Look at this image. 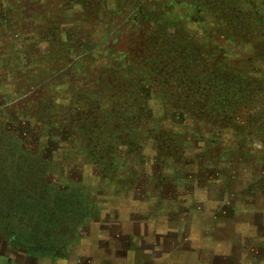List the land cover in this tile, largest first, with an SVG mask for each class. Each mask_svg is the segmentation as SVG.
Instances as JSON below:
<instances>
[{
  "label": "rangeland",
  "instance_id": "obj_1",
  "mask_svg": "<svg viewBox=\"0 0 264 264\" xmlns=\"http://www.w3.org/2000/svg\"><path fill=\"white\" fill-rule=\"evenodd\" d=\"M225 150L239 154L238 172L251 163V185L264 192V0H0V264L13 246L26 248L15 256L26 264H104L107 244L120 264H149L141 232L155 226L156 264H187L181 238L194 233L181 237L178 226L173 240L150 201L168 184L167 197L183 203L162 209L185 220L191 190L209 180L203 158ZM149 159L160 176L152 168L136 184L123 173ZM225 167L211 180L222 183ZM13 172L39 180L5 181ZM27 186L42 190L36 205L61 199L67 216L73 204V219H17L10 202ZM229 220L218 219L226 259L237 240ZM249 221L247 248L257 233Z\"/></svg>",
  "mask_w": 264,
  "mask_h": 264
},
{
  "label": "crops",
  "instance_id": "obj_2",
  "mask_svg": "<svg viewBox=\"0 0 264 264\" xmlns=\"http://www.w3.org/2000/svg\"><path fill=\"white\" fill-rule=\"evenodd\" d=\"M225 155V156H224ZM224 157H226L224 159ZM211 161V168L207 170V186L205 190H200L198 188H193L191 190V194L189 198V202L187 203L188 212L186 214L187 217H185V220L179 219L177 220L175 214L173 213V216L170 215V213L165 214L163 209L164 207L168 208L169 206H172L171 203H173L172 198L167 197V193L171 194V189L168 184H162L161 188L163 190L162 198L160 200L153 199L151 202V205L155 207V210L159 212V216L164 215L166 217V226H163L165 228V231L169 234V236L172 237V239H175V234H177L176 229L178 226L182 227L183 230H181L179 234H181V237H185L186 234L194 233L193 236H195V241L191 239L189 243L187 244V240L184 238H181L184 240V246H189V250L186 252L185 255H187V264H264V192L257 191L259 187L258 182L255 181V185H251V178H250V172H251V163H249V168H247L245 171L238 172L239 166H237V162L240 161L239 154L234 153L232 151H224V152H218L216 154H213V156H207L203 158ZM225 163L226 167L228 168L223 170V181L218 182L216 180H211L212 178L216 179L220 172L218 173V163ZM243 161H240V164H242ZM199 167L204 168L205 164L198 161ZM154 162L149 159V162L147 161V169L146 165H142L141 163L137 162L135 168H131L130 166L123 167V173L126 171H130V173H133L135 175V181L136 184H144L146 182V175L149 173V169L152 170L154 166ZM228 165V166H227ZM237 166V167H236ZM162 171V167H160L158 164L153 168L151 171L153 174L155 173L156 176H160ZM200 172V171H199ZM173 178L170 174L167 178ZM176 179V178H174ZM179 181V179H176L174 181ZM245 182V185H247L246 193L238 194L235 191H238L242 188L243 183ZM242 183V184H241ZM199 184L201 183V180H199ZM180 185H183V182H180ZM198 185V184H197ZM175 187V183L171 188ZM182 187V186H181ZM183 188V187H182ZM195 189V190H194ZM195 191L194 194H192ZM203 191V192H202ZM165 192V195H164ZM201 194L200 199L197 198L198 194ZM168 194V195H169ZM257 196V197H256ZM257 198H260L261 202V208L262 210H255ZM199 202V206L201 207V216L197 218V220H193L194 217L193 209H191V206L194 207L196 203ZM175 208L182 207L183 200L174 202ZM173 203V205H174ZM234 203H236L234 205ZM89 205V204H88ZM148 205V204H147ZM191 205V206H190ZM244 205H247L249 208H251V205H253L251 210L253 213L251 216H248L247 219H244L242 215L243 209L246 207ZM233 206L232 208V214L231 216L228 215H220L219 207L226 208ZM198 211V210H197ZM259 215V216H258ZM258 216V218H257ZM230 217V218H229ZM153 218V222H155L158 226V224L161 222V220L158 217H149V221H151ZM248 218H251V222L248 220ZM103 219H109L106 216H103ZM199 219V221H198ZM218 219H225L227 221L228 219H231L232 223V237L236 238V241L230 242L232 243L229 247V253L231 256H229V259H226L223 257L222 252V246H224V240H221V238L218 236L219 232V221ZM253 223L254 229H256L257 233L255 235V238H251V246L249 248L245 247V242L243 241V238H247L246 234V228L249 224ZM243 223L247 226H243ZM257 223V224H256ZM194 226H193V225ZM148 225V224H147ZM197 229V230H196ZM249 230V228H248ZM150 232H141L142 235L145 233V239H150V241L143 242V251L146 253L149 252V258L151 257V261H149V264H156L155 257H157V254H155L154 249H159V243H156L158 231L155 228L152 227V230H149ZM244 231V232H242ZM250 235V234H249ZM190 240V239H189ZM224 241V242H223ZM141 247V246H139ZM217 248H220L218 251ZM217 249V250H215ZM13 252H10L8 259L6 260L10 264H16V261H22V264H26L28 261L27 258H16L15 256L25 255L26 248L19 247V246H13ZM24 250V251H22ZM215 250V251H214ZM141 251V252H143ZM27 252V251H26ZM103 254V259H105L104 264H110L113 261V258L119 259V253H113L111 251V247L109 244H107L101 251ZM215 253V255H213ZM4 254V253H2ZM243 254L249 255L246 259L243 260ZM6 255V254H5ZM8 255V254H7ZM121 256V254H120ZM12 257V260L11 258ZM19 259V260H17ZM27 260V261H26ZM118 261V262H117ZM122 264H145V260L143 259V262H124L121 261ZM115 264H120V259L115 260Z\"/></svg>",
  "mask_w": 264,
  "mask_h": 264
},
{
  "label": "trees",
  "instance_id": "obj_3",
  "mask_svg": "<svg viewBox=\"0 0 264 264\" xmlns=\"http://www.w3.org/2000/svg\"><path fill=\"white\" fill-rule=\"evenodd\" d=\"M35 166H33L32 168H34ZM14 173V172H13ZM29 178L26 176L25 173H14L11 177H6L5 178V181H8V180H11V181H15V182H18V183H22L25 181V178L28 180H34V182L38 181L39 178H37L35 180V175H32V174H29L28 175ZM33 181H31V184H32ZM27 183V182H26ZM21 185V184H20ZM19 185V186H20ZM28 187V186H27ZM21 188V187H20ZM64 192H66L65 190H63ZM18 192V191H17ZM42 190L41 188H31V187H28V189H26L24 191V189L20 190L18 193H19V196L11 202H10V209L12 211L16 210L15 212L17 213V219H20L22 222L24 221V219H26V216L27 215H30L31 212H37L39 213L40 215V219L39 221L41 223H50L51 224V219H49L48 217V214L50 213V211H56L58 213V215H61L63 219H68L71 221V215H73L74 211H72L71 209H73V204H69L68 208V212H67V216H65V211H67V208L66 210L64 211L63 213V209H64V206H62V201L61 199H58V200H46L45 203L41 204V205H36L35 202H32L33 199L37 198V196H40ZM56 192H58L56 190ZM72 198V197H71ZM41 199V198H40ZM77 199V198H76ZM68 203V202H67ZM51 207L53 208V210H51ZM87 208H89V206H86ZM70 211H71V214H70ZM75 211H76V215H78V217L76 218V220L78 222H81L80 221V214L78 212V209L75 208ZM11 212V211H10ZM69 215V217H68ZM85 218L88 217V215H85ZM83 216V217H84ZM80 217V218H79ZM73 219V218H72ZM72 222H75L77 223L76 221H73ZM27 245H29V242H27L26 244L24 243V246L28 247Z\"/></svg>",
  "mask_w": 264,
  "mask_h": 264
}]
</instances>
